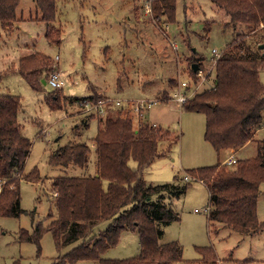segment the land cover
<instances>
[{
    "label": "rangeland",
    "instance_id": "obj_1",
    "mask_svg": "<svg viewBox=\"0 0 264 264\" xmlns=\"http://www.w3.org/2000/svg\"><path fill=\"white\" fill-rule=\"evenodd\" d=\"M175 3L174 18L167 21L158 18L160 11H153L152 0H57L56 20L48 24L41 20L42 13L33 0H20L13 28H4L0 23V74L16 69L21 57L40 52L54 58V72L62 73L65 96L99 95L111 101L107 115L118 109L133 119L135 128L140 123L160 126L164 138L159 150L165 155L146 169L144 176L148 182L170 183L185 170L226 163L231 153L219 154L205 141V115L186 111L176 95L182 82L188 84L184 90L188 97L212 87L215 79L212 51H222L237 33L225 28L224 23L230 20L210 0H175ZM56 30L61 31L59 44L46 37L48 33L55 35ZM57 56L59 61L55 60ZM193 64L199 66L198 73H192ZM172 79L176 87L172 86ZM260 79L264 84V69ZM51 91L49 84L44 92L33 90L16 71L4 74L0 84V94L21 98L19 122L32 142L25 172L37 167L41 174L35 183L21 182L20 216L0 215V264H57L59 257L80 244L58 250L52 232L45 233L39 245L21 240V230L33 234L38 224L46 228L51 222L48 215L55 210L51 203L55 196L52 179L86 172L74 165L52 166V153L69 143L93 145L99 126L97 119L101 115L87 113L78 104L51 110L45 99ZM119 100L124 105L114 104ZM141 102L148 106L138 112L136 105ZM89 114L97 118L84 128L82 120ZM256 152L255 143L236 156L245 159ZM130 164L136 167L134 161ZM89 166L88 172L94 174V150ZM190 186L184 196L172 202L181 221L164 227L160 242L178 241L183 247L184 264L199 259L197 247L204 246L215 248L220 264H240L238 261L250 258L257 264L263 263L264 231L252 238L228 229L216 231L209 226L205 210L209 206L206 185L197 180ZM261 191L258 217L264 221V183ZM195 209L202 212L196 213ZM109 224L105 222L95 231ZM124 234L116 247L103 254L104 258L125 259L139 253V234Z\"/></svg>",
    "mask_w": 264,
    "mask_h": 264
},
{
    "label": "trees",
    "instance_id": "obj_2",
    "mask_svg": "<svg viewBox=\"0 0 264 264\" xmlns=\"http://www.w3.org/2000/svg\"><path fill=\"white\" fill-rule=\"evenodd\" d=\"M33 1L42 13V21L50 24L56 20L57 0ZM210 1L230 20L224 23L225 28L237 34L218 57H213L215 79L212 87L188 97L182 108L205 115V141L219 154L240 150L248 143H256V154L238 159L231 166L220 162L185 170L183 174H176L170 183L148 182L144 176L146 169L165 155L159 150L164 138L162 128L148 123H140L135 128L133 119L123 115L122 110H111L105 114L106 119L98 117L93 145L69 143L52 153V166L74 165L86 172L80 176L52 179L55 196L51 203L55 210L48 215L52 220L46 228L38 224L33 234L21 230L22 241L39 245L42 236L52 232L58 250L80 242L59 257L57 264L86 261L97 264L184 263L183 247L178 241L162 244L160 240L164 227L181 221L180 213L172 205L173 200L184 196L190 183L197 180L208 189L209 226L220 224L244 236L264 230V221L258 217V200L264 183V84L260 79L264 69V48H260L264 45V0ZM19 3L20 0H0V23L4 28H13L17 22ZM152 6L153 11H160L158 18L173 20L175 0H152ZM55 35L48 33L46 37L59 44L61 31L56 30ZM53 60L35 52L21 57L17 68L4 74L16 71L33 90L44 92L55 70ZM198 71L192 69L193 74ZM3 75L0 74V84ZM171 83L177 86L174 79ZM45 99L48 107L57 111L79 106L84 101L98 104L104 97L65 96L61 87L53 88ZM21 106L19 96L0 94V215L3 216H20L21 182L35 183L41 175L37 167L25 172L32 142L19 122ZM90 114L82 120L84 128L97 118ZM92 150L95 151L94 174L88 172ZM188 175L190 179L186 180ZM105 222L110 224L95 231ZM126 232L139 234V253L125 259L104 258L103 254L116 247ZM197 249L201 257L190 264H220L213 246Z\"/></svg>",
    "mask_w": 264,
    "mask_h": 264
},
{
    "label": "built area",
    "instance_id": "obj_3",
    "mask_svg": "<svg viewBox=\"0 0 264 264\" xmlns=\"http://www.w3.org/2000/svg\"><path fill=\"white\" fill-rule=\"evenodd\" d=\"M213 53V57H218L219 54H220V51L217 50V49H214L212 51ZM59 56L56 57V61H59ZM200 73V72H199ZM48 84L52 87V88H59V87H62L64 86V81L62 79V73L61 72H54L53 75L51 76V78L49 79V82ZM188 84L185 83V82H182L180 87L178 88V91L177 92V95H176V100L180 103V104H183L188 96H187V93L184 91L186 88H187ZM110 100H102V101H99L98 104H94L90 101H84L82 103L79 104L80 107L84 108L85 111L87 113H98L99 115L103 116L105 115L106 113V108L108 107V105L110 104ZM156 101H154L155 103ZM114 104L118 107L124 105V103L122 101H115ZM150 105V103H148ZM148 105L146 103H142L141 102V105L140 103L136 105V110L138 112H140L141 110L145 109ZM238 161V159L236 158V156L232 153L230 159L226 162L227 165L231 166V165H234L236 164ZM186 180L189 179V177H186L185 178Z\"/></svg>",
    "mask_w": 264,
    "mask_h": 264
},
{
    "label": "crops",
    "instance_id": "obj_4",
    "mask_svg": "<svg viewBox=\"0 0 264 264\" xmlns=\"http://www.w3.org/2000/svg\"><path fill=\"white\" fill-rule=\"evenodd\" d=\"M253 145V143H248L245 147H243L242 149H240V150H237V151H235V150H231V151H226V152H229V153H231V155H232V152H236V154H235V156L241 151V150H243L244 148H248L249 146H252ZM223 153V152H222ZM236 158L237 159H242V158H239V157H237L236 156ZM262 192V191H261ZM260 198V197H259ZM259 201V200H258ZM208 209H209V206H208V208L207 209H205V210H207L208 211ZM194 212H196V213H201L202 211L201 210H199V209H195L194 210ZM207 219H208V213H207ZM218 226H216V224L215 225H213L212 227L216 230V231H219V230H222V229H228V230H230V231H232L230 228H226V226H222V225H220V224H217ZM264 231V230H263ZM263 231H261V232H263ZM260 232V233H261ZM260 233H257V234H255V235H258V234H260ZM124 235L125 234H123V236L122 237H124ZM242 235V234H241ZM255 235H251V236H244V235H242L244 238L245 237H254ZM220 261V260H219ZM236 261H238V260H236ZM244 261H247L246 263H244V264H257V262H256V260H254V259H246V260H244ZM174 264H184V263H181V262H177V263H174ZM243 264V263H242ZM260 264V263H259ZM262 264V263H261Z\"/></svg>",
    "mask_w": 264,
    "mask_h": 264
},
{
    "label": "water",
    "instance_id": "obj_5",
    "mask_svg": "<svg viewBox=\"0 0 264 264\" xmlns=\"http://www.w3.org/2000/svg\"><path fill=\"white\" fill-rule=\"evenodd\" d=\"M260 48H264V45H261ZM192 69L194 72H197L199 70V66L197 64H193Z\"/></svg>",
    "mask_w": 264,
    "mask_h": 264
}]
</instances>
